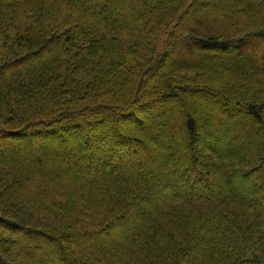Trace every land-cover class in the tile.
I'll return each instance as SVG.
<instances>
[{
  "label": "trees",
  "instance_id": "16d2710c",
  "mask_svg": "<svg viewBox=\"0 0 264 264\" xmlns=\"http://www.w3.org/2000/svg\"><path fill=\"white\" fill-rule=\"evenodd\" d=\"M0 264H264V0H0Z\"/></svg>",
  "mask_w": 264,
  "mask_h": 264
},
{
  "label": "rangeland",
  "instance_id": "374dc122",
  "mask_svg": "<svg viewBox=\"0 0 264 264\" xmlns=\"http://www.w3.org/2000/svg\"><path fill=\"white\" fill-rule=\"evenodd\" d=\"M129 125H136V123L134 122V121H129ZM235 131L233 130V129H228L227 131H226V136H225V138H224V140H223V144H222V149H225V150H230V149H235L236 147V145L233 143L234 142V138L232 139V136H233V133H234ZM157 191H158V188H156V193H157Z\"/></svg>",
  "mask_w": 264,
  "mask_h": 264
}]
</instances>
